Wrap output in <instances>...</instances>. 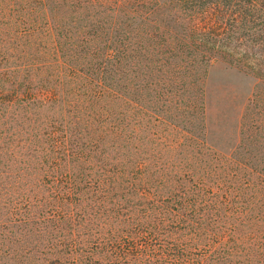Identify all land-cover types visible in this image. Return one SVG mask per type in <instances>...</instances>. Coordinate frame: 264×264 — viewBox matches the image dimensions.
Segmentation results:
<instances>
[{
	"label": "trees",
	"instance_id": "1",
	"mask_svg": "<svg viewBox=\"0 0 264 264\" xmlns=\"http://www.w3.org/2000/svg\"><path fill=\"white\" fill-rule=\"evenodd\" d=\"M215 63L255 77L228 154ZM0 264H264V0L0 2Z\"/></svg>",
	"mask_w": 264,
	"mask_h": 264
},
{
	"label": "rangeland",
	"instance_id": "2",
	"mask_svg": "<svg viewBox=\"0 0 264 264\" xmlns=\"http://www.w3.org/2000/svg\"><path fill=\"white\" fill-rule=\"evenodd\" d=\"M14 0H0L12 4ZM255 77L223 63L211 65L204 83L205 143L220 154H228L238 141L240 116L247 104Z\"/></svg>",
	"mask_w": 264,
	"mask_h": 264
}]
</instances>
